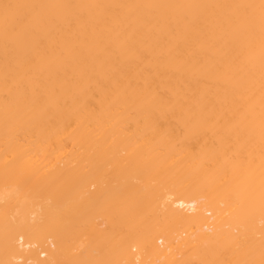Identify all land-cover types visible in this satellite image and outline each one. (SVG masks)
<instances>
[{
    "label": "bare ground",
    "instance_id": "6f19581e",
    "mask_svg": "<svg viewBox=\"0 0 264 264\" xmlns=\"http://www.w3.org/2000/svg\"><path fill=\"white\" fill-rule=\"evenodd\" d=\"M0 264H264V0H0Z\"/></svg>",
    "mask_w": 264,
    "mask_h": 264
},
{
    "label": "snow or ice",
    "instance_id": "6c2138e0",
    "mask_svg": "<svg viewBox=\"0 0 264 264\" xmlns=\"http://www.w3.org/2000/svg\"><path fill=\"white\" fill-rule=\"evenodd\" d=\"M6 7H8V6H6Z\"/></svg>",
    "mask_w": 264,
    "mask_h": 264
}]
</instances>
